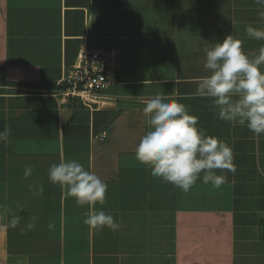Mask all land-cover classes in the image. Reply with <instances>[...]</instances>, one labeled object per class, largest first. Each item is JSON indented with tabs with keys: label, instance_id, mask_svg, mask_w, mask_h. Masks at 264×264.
Returning <instances> with one entry per match:
<instances>
[{
	"label": "crops",
	"instance_id": "1",
	"mask_svg": "<svg viewBox=\"0 0 264 264\" xmlns=\"http://www.w3.org/2000/svg\"><path fill=\"white\" fill-rule=\"evenodd\" d=\"M261 11L255 0H0V264H264V135L197 94L205 49L226 35L259 54L246 27L264 28ZM83 50L117 52L115 81L90 108L60 95ZM156 95L231 147L236 170H215L220 188L184 192L134 158ZM69 159L108 185L103 205H77L48 180ZM100 210L116 231L85 224Z\"/></svg>",
	"mask_w": 264,
	"mask_h": 264
},
{
	"label": "clouds",
	"instance_id": "2",
	"mask_svg": "<svg viewBox=\"0 0 264 264\" xmlns=\"http://www.w3.org/2000/svg\"><path fill=\"white\" fill-rule=\"evenodd\" d=\"M264 8V0H255ZM259 18L264 22V11ZM246 35L264 40V28L246 27ZM208 74L198 82L197 94L209 98L218 118L225 122L245 126L257 136L264 135V47L258 55L250 57L242 50V41L226 35L214 46L205 49L203 64ZM148 131L136 144L134 158L144 165L154 178L170 183L184 192L201 180L220 188L225 175L215 170L235 172L234 155L222 140L206 134L198 127V117L191 115L187 106L177 102H163L156 95L143 108ZM0 138H5L0 133ZM34 169L25 167V177ZM48 180L58 184L77 205L95 209L105 203L108 185L94 172L77 160L53 163L48 169ZM43 192V186L36 194ZM19 218L12 221L13 226ZM93 230L108 228L116 231L120 225L103 210L93 211L85 220ZM35 225H27L29 229Z\"/></svg>",
	"mask_w": 264,
	"mask_h": 264
},
{
	"label": "built area",
	"instance_id": "3",
	"mask_svg": "<svg viewBox=\"0 0 264 264\" xmlns=\"http://www.w3.org/2000/svg\"><path fill=\"white\" fill-rule=\"evenodd\" d=\"M116 53L112 50L79 52L75 63L60 82L64 84L60 95L64 99L77 98L89 108L100 105L101 95L115 81Z\"/></svg>",
	"mask_w": 264,
	"mask_h": 264
},
{
	"label": "rangeland",
	"instance_id": "4",
	"mask_svg": "<svg viewBox=\"0 0 264 264\" xmlns=\"http://www.w3.org/2000/svg\"><path fill=\"white\" fill-rule=\"evenodd\" d=\"M118 129V128H117Z\"/></svg>",
	"mask_w": 264,
	"mask_h": 264
}]
</instances>
